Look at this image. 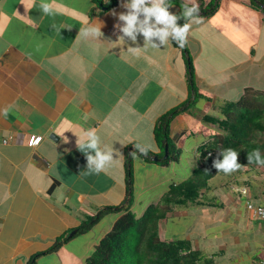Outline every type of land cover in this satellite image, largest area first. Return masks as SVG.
<instances>
[{
  "label": "crops",
  "instance_id": "obj_1",
  "mask_svg": "<svg viewBox=\"0 0 264 264\" xmlns=\"http://www.w3.org/2000/svg\"><path fill=\"white\" fill-rule=\"evenodd\" d=\"M182 1L201 9L216 3L199 13V24L196 15L185 22L192 24L186 52L171 36L153 48L143 34L133 42L113 33V10L126 11L120 0L111 7L104 0H49L55 15L43 14L40 0H0V264H27L103 207L130 198V209L141 215L171 185L191 177L198 147L219 131L204 117H220L224 104L247 87L264 90V5ZM170 5L175 14L180 10L179 3ZM93 26L100 27L98 35ZM188 57L198 98L171 120L177 161L162 165L135 144L159 152L157 118L188 104ZM87 129L113 151L99 173L84 174L87 157L76 142ZM31 134L42 138L29 145ZM218 175L224 178L214 182ZM248 202L264 206V165L215 174L159 226L164 236L186 241L205 264H255L264 255V223ZM118 216L105 215L36 264H84Z\"/></svg>",
  "mask_w": 264,
  "mask_h": 264
},
{
  "label": "trees",
  "instance_id": "obj_2",
  "mask_svg": "<svg viewBox=\"0 0 264 264\" xmlns=\"http://www.w3.org/2000/svg\"><path fill=\"white\" fill-rule=\"evenodd\" d=\"M94 1L103 3L102 0ZM259 1L264 5V0ZM116 2L117 0H111V3L103 4L111 7ZM166 2L179 3L180 10L176 13L182 17L177 21L179 24L182 25L189 19L183 17L182 13L184 6L190 7L191 4L182 0H166ZM215 5L216 3H211L205 9L200 8V12L208 13L215 8ZM173 42L177 44L175 40ZM182 48L185 52L187 51L186 44ZM187 61L188 82L191 90L185 102L188 104L175 106L157 118L153 133L159 149L158 153L149 149L148 153L144 154L138 150L142 156L161 158L158 161L153 159L152 161L162 165L177 161L176 153L172 151L175 145L168 135L171 120L184 108L194 104L198 98L191 59L188 57ZM204 119L210 124L218 125L219 131L213 132L208 140L198 147L199 164L194 168L192 177L171 185L159 201L147 205L141 215H136L130 209L132 201L129 198L121 205L99 209L78 224L77 232L71 237L87 233L109 213L119 214L111 229L94 246L84 264H205L200 255L190 249L186 241L164 236L159 222L175 205L197 198L198 192L207 185L212 176L224 173L214 167L213 161L222 159L225 149L232 148L238 152V162L241 166L257 164L255 159L251 163L248 160V156L255 149L260 150L261 158L264 159V90L247 87L238 100L224 104L220 117L206 115ZM165 145L167 146L166 157H164ZM71 237L56 238L46 250L33 254L27 264H36L37 258L42 253L55 251Z\"/></svg>",
  "mask_w": 264,
  "mask_h": 264
},
{
  "label": "clouds",
  "instance_id": "obj_3",
  "mask_svg": "<svg viewBox=\"0 0 264 264\" xmlns=\"http://www.w3.org/2000/svg\"><path fill=\"white\" fill-rule=\"evenodd\" d=\"M104 2L111 3V0H104ZM120 5L126 11L113 13L118 17L117 27H119L122 36L130 37L131 41L135 42L137 34H143L146 44H150L153 48L161 47L168 42V37L171 36L180 47H184L187 43V36L191 23L179 24L177 21L181 19L174 12L170 11L171 5L166 0H120ZM39 10L45 15H55L56 10L52 7L49 0H40ZM199 5L193 3L192 6H184L182 16L185 18H192L196 14V23L201 22ZM123 22L122 24L119 22ZM93 35H98L100 27L97 31L93 26L91 29ZM159 39V44L153 41V38ZM135 50L136 47H130ZM78 149L85 153L87 157V167L84 174L99 173L106 164L111 162L114 158L113 151L106 150L101 147L100 138L96 131L87 129L83 132L81 137L77 140ZM136 149L147 154L149 148L144 145L135 144ZM238 152L235 149L228 148L223 151V158L213 161V165L219 171L226 174L232 173L239 169L241 164L238 162ZM255 159L257 164L264 165V159L261 158L260 150L255 149L248 156L249 163Z\"/></svg>",
  "mask_w": 264,
  "mask_h": 264
},
{
  "label": "built area",
  "instance_id": "obj_4",
  "mask_svg": "<svg viewBox=\"0 0 264 264\" xmlns=\"http://www.w3.org/2000/svg\"><path fill=\"white\" fill-rule=\"evenodd\" d=\"M117 23H118V17H117L116 21L113 23V25L111 26V31L113 33L120 32L119 27H117ZM119 23L122 24L123 22L121 21ZM41 138H42V136L39 134H31V136L28 140V144L29 145H35L41 140ZM2 141L5 142L6 139H3ZM247 206H248V208L252 209L254 215L257 218H259L260 220H262V222L264 223V206H256L252 202H248ZM255 264H264V255Z\"/></svg>",
  "mask_w": 264,
  "mask_h": 264
},
{
  "label": "water",
  "instance_id": "obj_5",
  "mask_svg": "<svg viewBox=\"0 0 264 264\" xmlns=\"http://www.w3.org/2000/svg\"><path fill=\"white\" fill-rule=\"evenodd\" d=\"M50 137H52L53 138V134H50ZM167 156V146L165 145V153H164V157H166ZM153 158V160H155V161H158V160H160L161 158H159V157H157V156H154V157H152ZM77 232V228H74L71 232H69V236H72L74 233H76Z\"/></svg>",
  "mask_w": 264,
  "mask_h": 264
},
{
  "label": "rangeland",
  "instance_id": "obj_6",
  "mask_svg": "<svg viewBox=\"0 0 264 264\" xmlns=\"http://www.w3.org/2000/svg\"><path fill=\"white\" fill-rule=\"evenodd\" d=\"M164 153H165V148H164ZM191 177H192V176H191ZM220 177L224 178L223 175H222V176H221V175H218V176H216V177L214 178L213 181H214V182H218Z\"/></svg>",
  "mask_w": 264,
  "mask_h": 264
}]
</instances>
